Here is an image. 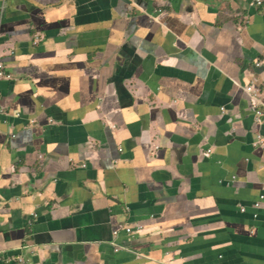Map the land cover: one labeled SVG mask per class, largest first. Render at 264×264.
Segmentation results:
<instances>
[{
    "label": "crops",
    "instance_id": "0c3cea01",
    "mask_svg": "<svg viewBox=\"0 0 264 264\" xmlns=\"http://www.w3.org/2000/svg\"><path fill=\"white\" fill-rule=\"evenodd\" d=\"M0 60V264H264V0H0Z\"/></svg>",
    "mask_w": 264,
    "mask_h": 264
},
{
    "label": "built area",
    "instance_id": "2783aa9c",
    "mask_svg": "<svg viewBox=\"0 0 264 264\" xmlns=\"http://www.w3.org/2000/svg\"><path fill=\"white\" fill-rule=\"evenodd\" d=\"M257 3H261V0H255ZM257 66H259L260 64L257 62L256 63ZM11 79V74L6 70V66L4 64V62H2L0 60V80L2 79ZM247 91L251 92L252 93V87L251 86H247L246 88ZM263 90H264V86H263ZM262 111L260 109H257L254 111V120L256 122H260V117L262 115ZM263 139L260 135L257 136V140L254 141L253 145L254 146H257L258 144L262 143ZM116 233V232H114Z\"/></svg>",
    "mask_w": 264,
    "mask_h": 264
}]
</instances>
